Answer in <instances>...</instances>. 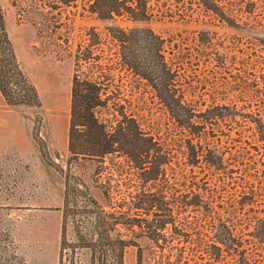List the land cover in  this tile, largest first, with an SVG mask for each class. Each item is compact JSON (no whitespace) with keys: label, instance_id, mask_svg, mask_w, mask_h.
Listing matches in <instances>:
<instances>
[{"label":"rangeland","instance_id":"rangeland-1","mask_svg":"<svg viewBox=\"0 0 264 264\" xmlns=\"http://www.w3.org/2000/svg\"><path fill=\"white\" fill-rule=\"evenodd\" d=\"M247 1L263 7L261 27L240 22L230 27L195 6L188 10L181 4H172L168 13L145 24L166 41L175 39L166 42V58L178 68L179 79H185V97L197 116L192 121L202 128L198 137L181 133L151 88L131 76L116 77L110 91L168 156L162 166L164 180L142 183L123 157L111 155L104 163L70 161L67 149L74 61L58 44L68 41L75 49L85 31L95 27L103 32L107 24L88 13V0H0L16 64L37 95L33 104L12 105L0 92V264H118V251L106 241L98 242L102 231L96 228V209L80 192L87 191L109 211L102 190L118 200L117 193L142 189L161 192L171 205L172 197H178L175 213L189 222L183 230L188 235L178 238L168 224L154 241L136 227L117 225L110 240L136 244L125 248L123 264H247L222 244L230 236L241 242L249 264H264V151L254 119L256 109L264 118V103H259L264 97L259 95L255 102L242 93L255 83L264 90L259 44L264 39V0ZM199 32L211 39L208 53H218L216 58L210 55L209 63L192 44ZM180 37L188 39V45L175 49L173 43ZM6 65L1 52L0 68ZM187 138L199 143L204 154V148L211 149L222 160L220 168L209 166L201 156L193 162L185 148ZM190 200L200 205L184 207ZM66 213L67 246L61 252Z\"/></svg>","mask_w":264,"mask_h":264},{"label":"trees","instance_id":"trees-1","mask_svg":"<svg viewBox=\"0 0 264 264\" xmlns=\"http://www.w3.org/2000/svg\"><path fill=\"white\" fill-rule=\"evenodd\" d=\"M88 13L96 20L106 23L103 32L95 27L89 28L81 36L79 43L72 49L65 42V48L61 44L58 47L69 52L73 56L74 70L71 78V97L69 112V129L67 149L70 161L89 160L104 163V159L111 155L123 157L128 166L138 172V178L142 183L164 180L165 171L162 166L166 165L167 154L163 147L153 136L145 131L140 120L128 112L117 100L115 93L110 91L114 86L115 78L122 75L131 76L139 82L145 83L151 88L157 99L168 110L174 125L181 133L185 131L189 136L198 137V131L202 128L192 119L196 116L191 101L186 99L183 84L179 79V70L166 58V41L161 35L155 33L145 24L149 23L158 15L163 16L169 12L172 4L180 5L188 10L196 9L215 17L220 23L230 27L238 26L239 22L246 27L254 29L261 27L258 18L263 14L262 6L255 2H244V0H88ZM257 1V0H256ZM253 5L252 10L243 8V4ZM185 4L187 6H185ZM258 10V11H257ZM248 15V17H244ZM263 21V20H262ZM129 23L133 26H123ZM192 44L198 49L202 57H207L204 63H209L210 55L215 58L218 53L209 52L212 47L211 39L202 38L204 33H194ZM188 39L179 38L173 43L175 49L181 45H188ZM180 43V45L178 44ZM263 56L262 66L264 68V39L259 41ZM184 49H187L184 47ZM4 58L7 69L0 68V92L9 104H33L37 99L35 89L26 82L12 52L9 43L3 15L0 9V53ZM169 54H172L170 51ZM256 82V81H254ZM251 90L242 93L250 98V101H258V96L264 97V90L258 84H253ZM119 89L118 86H116ZM264 99V98H263ZM259 103H264L260 101ZM263 110H264V104ZM200 115V113H199ZM256 134L264 151V118L256 109ZM187 140V150L193 157V162L201 156L206 164L214 169H219L222 160L211 152L208 147L203 148L199 143H192L191 138ZM192 164V162H190ZM117 193L118 200L112 197L108 190H102L109 211L103 207L85 191L86 202L95 210L96 228L101 232L99 243L107 242L109 247L116 252L115 259L118 264H123V253L125 248L136 246L130 240H118L116 243L110 240L109 233L117 225L126 230L134 227L142 231L148 239L159 240V231L166 225H170L172 232L178 238L187 236L183 230L189 228L186 219L178 218L175 213V202L177 198L172 197V205L166 202L161 192L149 194L142 189L139 192ZM192 194V193H191ZM193 198L199 199L193 195ZM201 202V200H199ZM67 204V192L65 195ZM183 206H199L195 201L183 202ZM65 204V207L67 206ZM180 208V207H178ZM89 209V208H88ZM83 210H87L84 207ZM142 215L150 217L143 218ZM67 213L64 214L61 232L60 251L65 249L63 239L66 235ZM105 233V235H104ZM163 241L167 237L162 236ZM191 238L190 236H188ZM188 241V240H187ZM186 241V242H187ZM192 241V240H191ZM222 244L225 248L235 251L242 256L247 264L251 260L245 255L242 244L234 237L225 238ZM194 242H192L193 244ZM214 249H220L216 246ZM182 252L184 250H181ZM216 257V255H214Z\"/></svg>","mask_w":264,"mask_h":264}]
</instances>
